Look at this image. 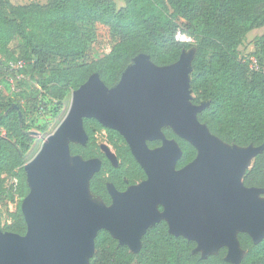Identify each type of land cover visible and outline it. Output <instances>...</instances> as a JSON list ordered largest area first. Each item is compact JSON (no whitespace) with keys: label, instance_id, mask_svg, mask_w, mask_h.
I'll return each instance as SVG.
<instances>
[{"label":"trees","instance_id":"1","mask_svg":"<svg viewBox=\"0 0 264 264\" xmlns=\"http://www.w3.org/2000/svg\"><path fill=\"white\" fill-rule=\"evenodd\" d=\"M95 25L106 27L115 45L105 58L89 61L90 27ZM260 26L264 27V0H47L26 5L0 0V55L23 61L30 75L49 74L39 82L42 91L29 112L22 110L19 101L5 104L0 91V205L8 208L15 200L6 179L24 178L34 144L31 131L45 132L64 100L93 74L98 73L107 87H114L140 54L164 67L194 48L192 102L208 104L198 114L199 121L226 144L243 148L264 145V34L250 54L257 60L258 70L251 67V57L243 60L239 54L246 35ZM185 35L194 43L182 40ZM82 59L84 62H78ZM84 128L89 146L97 131H106L118 158L127 165L120 170L105 160L101 173L90 182L91 193L109 204L108 182L123 191L146 179L117 131L95 119H85ZM164 133L182 149L178 169L197 157V150L172 129L165 128ZM71 153L79 154L75 146ZM106 173L108 179L103 178ZM243 184L264 190V151L254 159ZM27 193L25 186L22 197ZM11 216L13 222L3 231L25 234L27 224L20 207ZM238 241L245 252L241 264H264V239L255 243L249 234L239 233ZM196 248V242L171 234L168 223L161 220L143 236L136 254L108 231H99L90 264H233L226 261V247L206 258Z\"/></svg>","mask_w":264,"mask_h":264},{"label":"water","instance_id":"2","mask_svg":"<svg viewBox=\"0 0 264 264\" xmlns=\"http://www.w3.org/2000/svg\"><path fill=\"white\" fill-rule=\"evenodd\" d=\"M185 52L164 67L140 54L114 87L95 73L73 92L63 124L24 167L27 232L19 235L0 227V264H89L101 230L139 252L143 236L161 220L171 234L196 242L195 252L202 250L203 258L226 247V261L233 264H241L245 255L239 233L249 234L255 243L264 239V199L257 198L264 190L243 184L264 145L226 144L199 121L208 104L192 102L195 49L189 57ZM85 119L119 132L148 177L124 192L110 187V206L95 202L90 190L102 162L71 154L70 141H88ZM167 126L197 150V157L181 169L177 163L183 152L162 133ZM158 139L163 145L150 149L148 141ZM101 148L116 166V155L106 144Z\"/></svg>","mask_w":264,"mask_h":264},{"label":"rangeland","instance_id":"3","mask_svg":"<svg viewBox=\"0 0 264 264\" xmlns=\"http://www.w3.org/2000/svg\"><path fill=\"white\" fill-rule=\"evenodd\" d=\"M115 1H118V0H115ZM90 30L91 32L89 35L88 53H87L86 59L89 61L103 59L111 53L115 45V42L113 38L111 37L109 30L104 26H101V25L91 26ZM263 34H264V27L260 26V27H256L252 29L246 35V37L242 41L241 46L239 47V54L243 60H247V59L249 60V58L251 57L250 54H252L255 51L254 44L258 42V39ZM183 37H185L184 41L194 43V40L191 37L187 35ZM193 52H194V49L187 51L185 53H186V56L189 57L193 54ZM78 62H84V59L78 60ZM18 63L19 61L9 60L7 59V57L0 55V91L2 94V100L5 104H8L9 102H13V101H19L22 110H26L29 112L30 110H32L34 103L38 99L39 92L42 91L39 86V82L46 79L49 76V74L45 73V74L30 75L28 72H26V70L18 69ZM73 92L64 100L63 107L61 108L59 115L50 118L49 123H48V128L45 132H40L38 130L31 131V132H36L37 135L35 136L32 135L34 139V144H33L32 151H31V157L29 158L25 166L36 157V155L39 153V151L43 147L45 141L51 135H53L63 124L71 108ZM166 128H169V127L167 126ZM171 140H174V139H171ZM88 141H89V137H88ZM88 141L85 145L75 142V141H70L69 142L70 150H71V146H75L79 152V154H76V155H73L72 153L71 154L73 156H79L84 161L91 160V159H99L103 165V163H105L106 157L103 151L101 150V146L103 144H107L109 146L111 145L108 140L107 133L104 130H99L96 132L93 142L90 143L91 146H89ZM160 145L161 144L158 145V148ZM114 151L116 152L115 148H114ZM87 154H94V155L96 154L97 156L96 155L91 156L92 158L88 159L85 157ZM118 159H119V164H120L119 169L120 170L126 169L127 165L125 164V161L121 157H119ZM253 162L254 160L251 161V164H250L251 166ZM101 171L102 170H100V173ZM103 178L108 179L107 173L103 175ZM14 179L18 180L19 182L18 187H15L12 185V181ZM137 183L140 184L142 183V181H139ZM137 183L135 185H137ZM6 185L9 189L13 191L15 195V200L13 203L9 205L8 208H3L0 205V221H1L0 227L1 229L5 228V226L13 222V218L11 214L14 213L18 207H20L22 211V202L24 198L27 196L26 195L22 197L23 187L25 188V186H27L28 192H29V185H28L26 173H25L24 178H22L21 176H14V177L7 178ZM110 187H112V185L109 183L108 188ZM260 193L261 192H259L258 194L259 196H257V198L264 199ZM92 197L95 202H98L101 205L110 206L112 204V200L108 204L100 196H96L93 193H92ZM159 211L160 213L163 212L162 206H159ZM4 232H8V231H4ZM110 235L112 236L111 233ZM130 251L133 254L138 253V252L132 251L131 249ZM200 253L204 255V252L202 250L200 251ZM91 258L89 259V264H90Z\"/></svg>","mask_w":264,"mask_h":264},{"label":"flooded vegetation","instance_id":"4","mask_svg":"<svg viewBox=\"0 0 264 264\" xmlns=\"http://www.w3.org/2000/svg\"><path fill=\"white\" fill-rule=\"evenodd\" d=\"M103 126V125H102ZM106 128V127H105ZM166 127H163L162 128V133L164 134V136H165V133H164V129H165ZM110 129V128H109ZM116 131V130H115ZM106 132V131H105ZM119 133V132H118ZM175 133V132H174ZM120 134V133H119ZM121 135V134H120ZM108 136V135H107ZM122 136V135H121ZM123 137V136H122ZM166 137V136H165ZM124 138V137H123ZM167 138V137H166ZM180 138V137H179ZM124 140H125V138H124ZM169 140H171V139H169ZM126 141V140H125ZM153 142H158V143H160L161 145L160 146H162L163 145V140H161V139H158V140H155V141H148V146H149V148L150 149H153V150H155L156 148H158V146H156V147H154V148H152V147H150V143H153ZM177 142V141H176ZM127 143V142H126ZM178 143V142H177ZM107 145V144H106ZM128 145V144H127ZM110 149H111V151L116 155V157H117V162H118V164L115 166L107 157H106V154H105V152L102 150V148H101V150L103 151V153L105 154V157H106V160H108L110 163H111V165L114 167V168H119V159H118V155H117V153L114 151V147L113 146H109V145H107ZM160 146H159V148H160ZM128 147H129V145H128ZM181 148V147H180ZM129 149H130V147H129ZM130 151H131V149H130ZM131 154H132V152H131ZM132 156H133V154H132ZM134 157V156H133ZM135 158V157H134ZM136 160V159H135ZM137 161V160H136ZM138 163V162H137ZM139 164V163H138ZM140 165V164H139ZM142 168V167H141ZM101 169H102V166H101ZM143 169V168H142ZM144 171V170H143ZM100 172V171H99ZM98 172V173H99ZM145 172V171H144ZM146 174V173H145ZM95 176V175H94ZM108 177H109V175H108ZM147 175H146V179L145 180H143L142 182H144V181H146L147 180ZM109 183L118 191V192H124V191H126L129 187H131V186H128L127 187V189H125V190H123V191H119L111 182H108L107 183V191H108V193H109V196H110V198H111V200H112V196H111V193H110V191H109V188H108V185H109ZM137 184H139V183H137ZM134 186V185H133Z\"/></svg>","mask_w":264,"mask_h":264},{"label":"built area","instance_id":"5","mask_svg":"<svg viewBox=\"0 0 264 264\" xmlns=\"http://www.w3.org/2000/svg\"><path fill=\"white\" fill-rule=\"evenodd\" d=\"M182 40H185V37H182ZM250 61H251V67H252L253 69H255V70H258V69H259V66H258V62H257V60H256L254 57H251V58H250ZM24 67H25V63H24L23 61H20V62L18 63V69H24ZM18 184H19V182H18L17 179H14V180L12 181V185H13V186L18 187Z\"/></svg>","mask_w":264,"mask_h":264},{"label":"crops","instance_id":"6","mask_svg":"<svg viewBox=\"0 0 264 264\" xmlns=\"http://www.w3.org/2000/svg\"><path fill=\"white\" fill-rule=\"evenodd\" d=\"M10 1L14 5H26L32 2H39L41 4H45L47 2V0H10Z\"/></svg>","mask_w":264,"mask_h":264}]
</instances>
